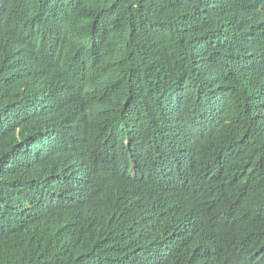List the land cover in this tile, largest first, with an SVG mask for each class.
Masks as SVG:
<instances>
[{
    "label": "trees",
    "instance_id": "trees-1",
    "mask_svg": "<svg viewBox=\"0 0 264 264\" xmlns=\"http://www.w3.org/2000/svg\"><path fill=\"white\" fill-rule=\"evenodd\" d=\"M0 264H264V0H0Z\"/></svg>",
    "mask_w": 264,
    "mask_h": 264
},
{
    "label": "clouds",
    "instance_id": "clouds-1",
    "mask_svg": "<svg viewBox=\"0 0 264 264\" xmlns=\"http://www.w3.org/2000/svg\"><path fill=\"white\" fill-rule=\"evenodd\" d=\"M135 175V166L132 165V171L130 172V176L133 177Z\"/></svg>",
    "mask_w": 264,
    "mask_h": 264
}]
</instances>
